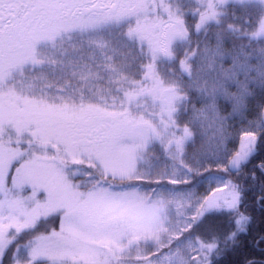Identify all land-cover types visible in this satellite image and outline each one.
Instances as JSON below:
<instances>
[{"label": "snow or ice", "instance_id": "1", "mask_svg": "<svg viewBox=\"0 0 264 264\" xmlns=\"http://www.w3.org/2000/svg\"><path fill=\"white\" fill-rule=\"evenodd\" d=\"M0 264H264V0H0Z\"/></svg>", "mask_w": 264, "mask_h": 264}]
</instances>
